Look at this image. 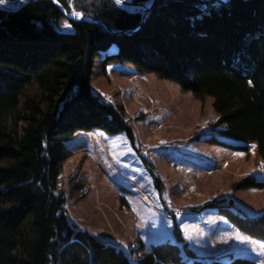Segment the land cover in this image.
<instances>
[{"label": "trees", "instance_id": "trees-1", "mask_svg": "<svg viewBox=\"0 0 264 264\" xmlns=\"http://www.w3.org/2000/svg\"><path fill=\"white\" fill-rule=\"evenodd\" d=\"M73 11L89 19L69 18ZM119 60L176 83L196 99L212 98L213 125L224 127L208 139L209 147L220 168L235 176L233 191L252 196L249 203L240 201L243 206L254 213L264 205V0H157L144 17L113 0L3 5L0 264H130L122 249L70 224L57 187L71 154L65 141L76 131L132 136L121 106L104 102L92 87ZM217 212L264 240V208L246 214L221 206ZM173 234L176 241L150 244L133 263L249 262L233 255L204 261L175 227Z\"/></svg>", "mask_w": 264, "mask_h": 264}, {"label": "rangeland", "instance_id": "rangeland-1", "mask_svg": "<svg viewBox=\"0 0 264 264\" xmlns=\"http://www.w3.org/2000/svg\"><path fill=\"white\" fill-rule=\"evenodd\" d=\"M18 4L20 0H9L6 6ZM75 13L67 14L83 17ZM105 75L100 82L92 80V87L104 102L121 106L132 136L93 128L76 131L65 141L71 154L57 187L70 224L122 249L130 264L150 244L176 241L173 227L197 258L226 261L238 255L249 259L248 264H264V240L240 231L217 212L234 206L256 214L264 205L254 213L243 206L252 196L233 191L235 176L220 168L209 147L208 139L224 127L213 125L212 98L196 99L176 83L138 73L120 60L109 63ZM193 156L214 166L205 170Z\"/></svg>", "mask_w": 264, "mask_h": 264}, {"label": "water", "instance_id": "water-1", "mask_svg": "<svg viewBox=\"0 0 264 264\" xmlns=\"http://www.w3.org/2000/svg\"><path fill=\"white\" fill-rule=\"evenodd\" d=\"M11 1V0H10ZM157 0H149V1H133V0H128V2H124L125 5H131V6H135V9H131L133 11H140L142 17L145 16L146 12L153 6V4L156 2ZM199 2H201L202 4H209L212 3L214 1L217 0H198ZM150 5V6H148ZM122 7V6H120Z\"/></svg>", "mask_w": 264, "mask_h": 264}, {"label": "crops", "instance_id": "crops-1", "mask_svg": "<svg viewBox=\"0 0 264 264\" xmlns=\"http://www.w3.org/2000/svg\"><path fill=\"white\" fill-rule=\"evenodd\" d=\"M216 118V117H215ZM222 126V125H221ZM223 128V126H222ZM79 132V131H77ZM76 133V132H75ZM71 140V139H70ZM70 140H67L66 142H70ZM198 156V155H197ZM197 156H193L192 157V160H194L193 162L198 165L199 167L205 169V170H208L210 168H212V166H214V162L209 160V159H206V158H203V157H197ZM199 167H196V169H198ZM212 171V170H211Z\"/></svg>", "mask_w": 264, "mask_h": 264}, {"label": "snow or ice", "instance_id": "snow-or-ice-1", "mask_svg": "<svg viewBox=\"0 0 264 264\" xmlns=\"http://www.w3.org/2000/svg\"><path fill=\"white\" fill-rule=\"evenodd\" d=\"M21 3L25 2V0H20ZM115 2L117 4H122L124 3V0H115ZM7 3H9V0H0V6L6 5ZM150 6V5H148ZM76 16H79V13H75ZM254 147V146H253ZM261 247L264 248V244H261Z\"/></svg>", "mask_w": 264, "mask_h": 264}, {"label": "bare ground", "instance_id": "bare-ground-1", "mask_svg": "<svg viewBox=\"0 0 264 264\" xmlns=\"http://www.w3.org/2000/svg\"><path fill=\"white\" fill-rule=\"evenodd\" d=\"M54 1V0H53ZM222 1H224V0H222ZM221 1V2H222ZM124 2H128V0H124ZM199 2V1H198ZM201 3V2H200ZM222 4H226V2H223ZM115 5H117V3L115 2ZM120 6H125V7H128L129 9L131 8V9H135L136 7L135 6H131V5H125L124 3H122V4H119ZM205 6V5H204ZM208 6V5H207ZM83 17H84V15H83ZM157 243V242H156ZM148 248V247H147ZM146 250V249H145ZM144 250V251H145ZM196 254V253H195ZM201 258V257H200ZM228 259V258H227ZM203 260V259H202ZM205 261V260H204Z\"/></svg>", "mask_w": 264, "mask_h": 264}]
</instances>
